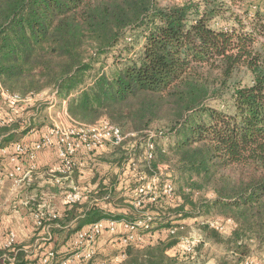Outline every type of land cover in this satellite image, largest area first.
Instances as JSON below:
<instances>
[{
  "label": "trees",
  "instance_id": "16d2710c",
  "mask_svg": "<svg viewBox=\"0 0 264 264\" xmlns=\"http://www.w3.org/2000/svg\"><path fill=\"white\" fill-rule=\"evenodd\" d=\"M233 1L0 0L4 92L22 99L54 92L74 121L92 125L107 120L125 136L141 137L161 126L163 130H155L162 132L161 141L158 136L151 139L153 159L143 160V151L135 158L153 172L171 154L183 174L172 197L162 195L134 207L124 201H131L139 182L130 171L120 176L121 171L118 183L127 180L128 187L116 202L127 214L98 207L79 214L78 207L84 206L66 203L61 215L43 212L30 245L40 244L35 241L41 231L63 234L62 245L85 224H131L152 214L148 240L123 247L118 264H206L199 252L205 241L223 244L228 251L217 264H243L249 243L264 247V9L256 7L246 23V14L233 10ZM139 29L141 46L135 58L119 54L113 69L102 66L93 72L96 58L117 47L127 31ZM241 69L251 74L247 85L236 79ZM29 105L34 104L24 102L17 108ZM4 107L0 95V110ZM31 117L25 112L1 125L0 146L28 134L34 125ZM125 164L120 159L115 165L121 170ZM105 178L108 183H102ZM116 179L103 176L90 194L102 199L108 194L111 203ZM209 211L235 227L224 238L209 222H195L203 241L193 252H184L181 240L186 236L177 222ZM74 219L78 226L73 229L69 223ZM39 248L41 252L44 247ZM26 255L24 246L13 244L0 249V264H23ZM37 262L38 256L30 263ZM56 263L57 258L50 262Z\"/></svg>",
  "mask_w": 264,
  "mask_h": 264
},
{
  "label": "crops",
  "instance_id": "0c3cea01",
  "mask_svg": "<svg viewBox=\"0 0 264 264\" xmlns=\"http://www.w3.org/2000/svg\"><path fill=\"white\" fill-rule=\"evenodd\" d=\"M36 98H32V100H37ZM63 107H65L66 110V106L63 105ZM0 115L8 118L11 112L1 109ZM17 116L18 114L15 117L18 118ZM21 117H24L23 113ZM33 124V128L28 134L18 138L17 141L13 143L0 146V249L7 248L6 244L9 242L10 236H13V244L24 246V250L27 252L23 264H33L30 262L35 260L37 256V264H42V259L46 254L53 252L55 246L61 244L63 234L52 236L48 234L46 230L41 231L39 235L40 238L35 241V244L40 242L39 245L37 244V247L36 245H34V247L30 245V241L36 230L35 214L38 211H42L47 213L57 212L58 215H61L66 210L65 204L70 203L68 201V195L72 194L73 187L82 194L81 200L76 204L85 207H78L79 214L91 207H98L111 214H127L126 208L118 209L117 205L115 207L112 203H104L102 198L98 196L92 197L90 194L92 191L96 190L98 182L102 180L103 177L99 176L100 173H92V169L96 166L101 167L93 159L94 155H96V152L109 149V146V148H100L89 153L81 152L77 157L80 166L69 176H47L48 172L54 170L57 166L58 158L55 147L44 149L36 153L34 161L35 170L28 176H25L28 171L29 163L25 157H18L16 155L14 147L17 143L31 145L39 141L47 132V127H41L36 124L35 121H33ZM17 166L20 167V172L16 171ZM141 169L143 171L145 170L142 165ZM124 170L125 169L122 167L120 172H124ZM115 173L113 176H115ZM91 176L93 180L88 182ZM105 176H110V172L105 173ZM120 176L129 175L127 172H124ZM118 179L120 178L117 174V179L114 184V193L115 188L119 187ZM123 182L125 184L124 190H126L128 181ZM102 183H108L107 178L103 179ZM125 202L131 204L130 200H125L124 203ZM79 217L82 218L83 215ZM98 221H103L105 224L108 222L107 220ZM96 222L83 225L79 231L75 232L64 244L60 245L55 252V258H57L56 264H62L64 260L76 255L80 256L79 259L75 260L76 264L88 261L84 260L82 256L84 255L83 253L88 252L90 249L93 250L90 264H103V262L107 261H110L111 264H118L120 262L123 247L118 243V239L120 235L125 233L121 222H118L115 233H111L106 229L103 230L93 246L84 244L81 249L75 248L77 234L88 230L91 225ZM195 222H198V219H186L177 223L190 226L191 224L194 225ZM69 226L73 229L76 228L78 226L76 219L71 221ZM146 240H148L147 236H145V241ZM44 242H46V245H43ZM39 247H44L43 251L39 252ZM259 264L263 263L259 261Z\"/></svg>",
  "mask_w": 264,
  "mask_h": 264
},
{
  "label": "built area",
  "instance_id": "2783aa9c",
  "mask_svg": "<svg viewBox=\"0 0 264 264\" xmlns=\"http://www.w3.org/2000/svg\"><path fill=\"white\" fill-rule=\"evenodd\" d=\"M0 95L3 98L6 105L9 107L17 106L21 103L32 100V98L28 97L26 99H22L17 94H7L4 92L0 86ZM56 93L54 94L55 99ZM6 122V121H5ZM5 122L0 123V126ZM8 122H12L9 121ZM72 127H68V129H61L60 127H52L40 138L39 141L26 145L23 143L15 144L14 150L18 157H25L29 163L28 171L25 176H28L35 170V157L36 153L42 151L47 148L55 147L58 164L53 170L54 173L60 176H69L74 169H77L79 165L78 163V155L83 151L92 152L96 149L104 148L106 146H119L127 136L123 135L120 128L107 120H100L92 125L81 124L76 121H73ZM147 135V140L144 144V150L142 153V159L145 161H150L154 156V144L151 141L155 136H148L149 132H145ZM129 136H136L135 134H129ZM141 158L138 160L134 157L130 158L125 164V170L130 171L133 176L137 177L138 182L140 184L138 187L132 192L131 204L134 207H141L142 204L146 201L155 202L162 195L166 197H172L174 194V185L170 181H164L162 185L160 184V175H154L152 179H148L146 176H151V168L147 167L149 170L141 169ZM140 163V166H139ZM161 170V168H158ZM16 171L20 172V167H16ZM146 182V183H145ZM161 185V186H160ZM72 194L68 195V201L72 204L77 203L81 200L82 194L76 188H72ZM104 200V198H103ZM52 217H55V214L49 213ZM44 218V213L42 211H38L35 214L36 226L41 225V220ZM155 219V216L152 214H146L143 219H140L136 222L128 224L126 222H121L124 227L125 233L120 235V245L124 248L128 246H140L145 241L146 233L149 232V226ZM222 219L218 218V223H223ZM217 223V224H218ZM230 223V227H235L232 222ZM118 222L112 220L108 221L105 224L103 221H98L91 225V227L86 230L79 232L75 241V248L81 249L83 245L88 244L89 246H93L98 236L101 235L103 230H108L111 233L116 232ZM179 230H184L185 226L183 223L178 224ZM211 227H215L212 223ZM219 231H225L226 226H222L221 224L216 225L215 227ZM177 231V228L170 229L169 233L174 234ZM203 241L202 236L193 237L186 236L181 240V248L186 253L193 252L194 248ZM13 245V236H10L9 242L6 244V247H10ZM82 258L84 260H90L93 256V250L90 249L88 252L83 253ZM123 255H121V258ZM55 258L54 252H49L42 259V264H50L51 260ZM80 256L69 257L67 260H64L62 264H76L77 259ZM11 261L13 259H10ZM103 264H111L110 261L103 262ZM243 264H259V261H256L254 258L246 259Z\"/></svg>",
  "mask_w": 264,
  "mask_h": 264
},
{
  "label": "rangeland",
  "instance_id": "374dc122",
  "mask_svg": "<svg viewBox=\"0 0 264 264\" xmlns=\"http://www.w3.org/2000/svg\"><path fill=\"white\" fill-rule=\"evenodd\" d=\"M163 1L181 3L183 0H163ZM233 2H234V5L232 7L235 12H237L238 14H242V13L246 14V18H247L246 23L252 20V17H253L252 13L256 9V7L261 6L260 7L261 10L264 9V7H262L264 3L263 0H234ZM140 31H141L140 29L127 31L121 38L120 43L117 47L109 50L106 54L96 58V60H94L93 72H96V70H98L102 66L104 67V69L109 68V66H111L110 69H113L114 67L113 65H111V63L114 58H117L119 56V54H121L120 57L122 58H135L141 46L140 38H139L141 36ZM236 79L241 81V85H247L251 82V74L245 69H241V71L236 74ZM229 95L230 93L228 95L225 94L223 97V100H228ZM36 99L37 100L34 99V100H29L25 102V104L26 103L34 104L33 106L31 105L27 106V109L17 108L18 105L13 106V107H9L7 105V107H4L2 110L11 112V115L8 118L0 115V123L8 121V120L13 121L17 114H18V117L20 118L22 113L25 114V112H27L29 116H32L31 118L33 121L36 122V124L40 125L41 127H47V130H49L52 127L54 128L55 126L60 127L61 129H68V127H72V125L74 124L73 123L74 120L71 119L67 115L65 107H63V105L66 106V104L64 102L60 103L61 102L60 99L57 98L56 96L54 99V92L44 93L40 95L39 97H37ZM211 104L214 106H218L217 102H212ZM156 129L163 130L161 126L156 125V126H153V129L147 130L146 132H149L148 136H158L160 139L159 140L160 142L161 138L163 137V134L162 132L161 133L155 132ZM126 136L127 137L123 141V147L109 146L111 148L110 149L108 146H106L109 149H106L105 151L96 152V155H94L93 159L103 169L101 167L96 166L94 169H92L93 174L100 173L99 176H105V173L110 172V176H113L114 173L116 172L115 176H117V174L120 172V168L115 165L118 160L120 159L124 160V163H126L131 157L133 158L135 154L142 153L143 151L142 148L144 147L143 144H145L147 140L146 133H144V135H142L141 137L129 136V134ZM168 142L166 141V143L164 144H167ZM132 146H135V150H133L130 153L129 151ZM82 152L87 153L88 151H84L83 149ZM169 156L170 158L168 161L159 164V168H161V170L159 169L154 170L151 173V176H146V177L148 179H152L154 175H159L161 173L160 184L162 185L164 181H170L171 183L173 181L172 184L174 185L175 189H177V187H179V184H181L182 182L180 178L183 174L178 170V166L175 163L173 156L171 154H169ZM139 166H140V163H139ZM111 168H113L114 170ZM124 168L126 167L123 166V169ZM52 175L58 176V174L54 173L53 170L52 171L50 170L47 176H52ZM92 178L93 177L91 176V179H89L88 182H91L93 180ZM124 181H127V180H124ZM121 182L118 183L119 187L115 188V193L113 190V195H112L113 199H110V202L113 204V206L116 207L117 205L118 209H122L124 207L120 206L116 202V200L126 195V190H124L125 184L122 180ZM138 184H140V182ZM205 194L208 196L207 198L211 197V194L208 191H206ZM106 199H109L108 194L103 200L104 203H107ZM204 209L205 207H203V210ZM217 217L218 216L214 215L212 211H209L206 215L199 217L198 222L199 223L209 222L210 224L212 223L215 227L218 224H221L222 226L225 225L226 230L222 231L223 233L222 235L224 236V234H228L232 228L230 227V223L228 220H225V221L221 220L223 223H218ZM188 224H191V223H188ZM184 226H185V229L183 231L184 236H193V237L201 236L198 230V227L196 225L191 224L190 226H187V225H184ZM225 237L226 235L224 236V238ZM248 246H249V254L247 255V257L254 258L256 261H261L263 263L264 262V247L258 246L257 242L249 243ZM199 252L202 254V259H205L206 264H217L218 260L224 257L228 253V251H226V248L223 244H215L211 241L209 242L205 241L204 246L200 249Z\"/></svg>",
  "mask_w": 264,
  "mask_h": 264
}]
</instances>
